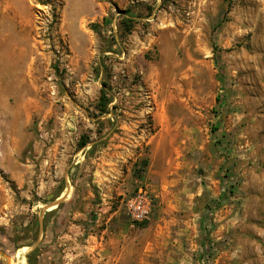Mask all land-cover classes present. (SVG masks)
<instances>
[{"label": "rangeland", "instance_id": "rangeland-1", "mask_svg": "<svg viewBox=\"0 0 264 264\" xmlns=\"http://www.w3.org/2000/svg\"><path fill=\"white\" fill-rule=\"evenodd\" d=\"M35 263L264 264V0H0V264Z\"/></svg>", "mask_w": 264, "mask_h": 264}, {"label": "trees", "instance_id": "trees-1", "mask_svg": "<svg viewBox=\"0 0 264 264\" xmlns=\"http://www.w3.org/2000/svg\"><path fill=\"white\" fill-rule=\"evenodd\" d=\"M132 22H134V16L131 14V10L129 8L124 9L122 12V17L119 22L120 27L122 31L118 34V37L121 38L125 34L129 33ZM111 25V17L103 16L101 18L100 22H95L91 24V29L96 33H101L102 30L108 29L111 31L109 35H111V38L113 42H107V46L105 47V50L103 52H113V53H120L121 52V44L116 40L115 33L112 32ZM113 45H116L115 48ZM100 68L107 69V67L104 65V59L102 57L99 58L97 65L95 66L96 71H98ZM110 76H107V79L103 80L101 82L102 87L99 90V96L98 100L95 104L96 109L99 111V113H109L112 109L115 108L114 105L110 106L111 100V93H110V83H109ZM91 140H89L88 136L81 135L78 141V148L83 149L86 147L87 143H89ZM96 148V143L94 142L85 152V155H91ZM147 164V161L143 159L142 162V169L141 173L143 174L145 171V166ZM77 167H79L80 164H76ZM142 176V175H140ZM76 179V172L70 174V180L73 182ZM226 195L225 192H222L220 195V198H223ZM36 264V263H35Z\"/></svg>", "mask_w": 264, "mask_h": 264}, {"label": "built area", "instance_id": "built-area-1", "mask_svg": "<svg viewBox=\"0 0 264 264\" xmlns=\"http://www.w3.org/2000/svg\"><path fill=\"white\" fill-rule=\"evenodd\" d=\"M144 198V192L141 188L135 194L126 198L124 208L132 220L140 221L147 216L149 207L144 203Z\"/></svg>", "mask_w": 264, "mask_h": 264}, {"label": "bare ground", "instance_id": "bare-ground-1", "mask_svg": "<svg viewBox=\"0 0 264 264\" xmlns=\"http://www.w3.org/2000/svg\"><path fill=\"white\" fill-rule=\"evenodd\" d=\"M2 154H3V153H2V151H1V157L3 156ZM9 262H10V261H9Z\"/></svg>", "mask_w": 264, "mask_h": 264}]
</instances>
